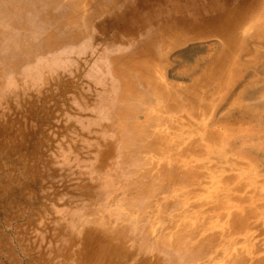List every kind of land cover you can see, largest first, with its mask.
<instances>
[{
  "label": "bare ground",
  "instance_id": "1",
  "mask_svg": "<svg viewBox=\"0 0 264 264\" xmlns=\"http://www.w3.org/2000/svg\"><path fill=\"white\" fill-rule=\"evenodd\" d=\"M263 8L0 0V224L15 225L28 264H183L193 250L177 247L208 213L230 222L210 263L264 235L262 170L241 171L264 149V78L244 84L255 65L264 77L248 47L264 40ZM207 40L223 50L195 74ZM208 184L218 191L205 201Z\"/></svg>",
  "mask_w": 264,
  "mask_h": 264
},
{
  "label": "rangeland",
  "instance_id": "2",
  "mask_svg": "<svg viewBox=\"0 0 264 264\" xmlns=\"http://www.w3.org/2000/svg\"><path fill=\"white\" fill-rule=\"evenodd\" d=\"M264 16V8L262 9V13ZM261 14L254 15V20L255 23H258L261 25L262 23L258 22L260 21ZM264 20V18H263ZM245 29H241L239 31L240 37L246 36L245 34ZM205 46V50L200 54L202 57V62L197 63L194 65L193 69L195 74H199L200 70L204 69L206 65H208L212 58L217 55L216 53H220L223 50V45L219 42H215L212 40H207L202 43ZM250 54L251 56H254L255 58H258L259 65H264V54L263 56L261 55L260 57H256L255 50L258 49V47H261V50L264 52V40L260 39H255L254 42H251V45L248 44ZM248 55V54H247ZM243 55L242 59L247 60L246 56ZM253 57V58H254ZM256 60V59H255ZM200 64H203L200 66ZM255 65V64H254ZM200 68V69H199ZM185 79H180V81H177L181 84H189L191 80V76H184ZM244 84L257 80H261L264 77L261 76V73L259 72L258 65L254 66L251 68L247 73H244ZM259 157L255 158L254 161L251 163L249 168L242 169L241 171L243 172V175H245L248 179L252 178V176L255 175L256 172L262 170L261 176H259L258 179H263L264 178V149L262 151H259ZM261 159V160H259ZM155 161V166L161 165L165 160H156ZM205 161V160H204ZM193 162V161H192ZM206 162V161H205ZM240 162L242 165H245L248 160H244V158L240 159ZM258 162V163H257ZM209 164V163H207ZM249 175L247 176L246 173L249 172ZM156 173V169H153L151 175L154 176ZM209 181V180H207ZM258 181V180H257ZM161 180L156 179L155 182L153 183L155 186H157ZM217 188L216 186H206L207 191L201 190L199 192L200 197L205 198V201L210 200L213 196L216 195L217 193ZM260 195L261 197H264V194L262 191H258L257 195ZM172 200L171 197L168 199L164 200L162 203L165 202H170ZM263 202V199L261 201L257 202L255 206H261V203ZM157 207V206H156ZM159 209V207H157ZM156 210V209H154ZM160 214H162V211L160 210ZM264 212V211H263ZM124 213V212H123ZM137 215V214H136ZM263 214L260 215V217ZM161 216V215H160ZM200 219L198 220H193L190 221L191 224L197 225L199 228L202 229L201 235L196 238L191 244L188 246L183 243V241L180 242L179 244V249L177 247V253H181L183 255H186L189 251L193 250L192 256H189L187 260L184 261L183 264H221L219 257L216 258L214 263H210L209 260L212 259L215 256L214 249L216 245H219V243L216 241V239L219 237L220 232L222 229H227L228 226L230 225L229 220L227 217L220 218L217 214H204L202 217H198ZM1 220V216H0ZM148 221V219H147ZM188 223V224H190ZM149 226H151L150 229H154L159 232V229H165L166 224L161 221V222H156L155 220L150 221ZM165 226V227H164ZM261 226V224H260ZM163 227V228H162ZM15 225L12 224L10 227H6L3 224H0V264H28L27 259L21 252L20 248H18V244L16 243L15 237L13 238V231H14ZM179 230H183V227L180 226ZM156 233V232H155ZM253 237L249 239L247 242H243V240H239V244L236 245L235 250L229 249L227 252V256L225 259V262L222 264H232V260L235 259V262L237 264H264V235H260V233L255 232L252 234ZM157 236V235H156ZM155 238V237H154ZM157 239V237H156ZM153 239H149L146 244L150 245L151 241ZM164 241H160L158 243V246L164 243ZM174 237L170 236L169 239H167V245H169V249L172 251H175V246L173 245L174 243ZM200 244L205 245V251L203 252L202 255L199 254V249L198 246ZM151 248V247H150ZM229 247H227L228 249ZM173 251V252H174ZM196 253H198V256L196 257ZM217 255V254H216Z\"/></svg>",
  "mask_w": 264,
  "mask_h": 264
}]
</instances>
